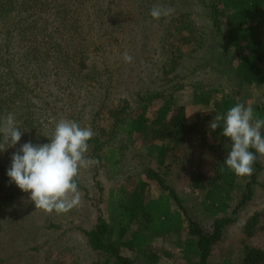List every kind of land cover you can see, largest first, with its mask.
<instances>
[{
	"label": "trees",
	"instance_id": "16d2710c",
	"mask_svg": "<svg viewBox=\"0 0 264 264\" xmlns=\"http://www.w3.org/2000/svg\"><path fill=\"white\" fill-rule=\"evenodd\" d=\"M112 2L0 0V116L15 114L23 132L22 145L29 141L34 145L49 142L56 124L54 106L63 98L67 99L69 113L75 112L84 93L98 98L99 110L104 108L109 92L106 75H111L102 54L105 43L110 45L115 39L103 25L105 17L110 16ZM212 2L210 19L215 30L222 32L221 53L226 55L232 50L237 77L245 85L256 84L264 76V0ZM172 99V95L166 97L150 121L148 98H139L135 110L126 100L105 107L111 118L106 134L132 136L150 130L151 138L162 142L153 147L156 166L145 169L144 179L138 181L136 189L127 198L111 196L106 217H99L92 229L83 231L88 246L100 258L97 264H155L162 258H172L164 238L183 233L187 238L177 243L184 259L181 264H209L223 230L236 221L238 211L252 198L254 172L248 176L243 196L232 206L235 181L246 176H238L224 165L232 142L222 135V129H216L214 145L204 136L207 124L240 102L222 98L207 113H195L189 123L184 106L173 105ZM251 107L264 118V105ZM71 119L78 122L75 117ZM92 130L95 135L88 143L100 151L104 141L99 134L105 135V130L100 127ZM191 134L199 135L201 145L220 157L210 171L198 172L191 179V187L202 193V211L210 217L211 231L203 230L198 221L186 214L175 189L163 176L166 157L174 158L184 138ZM10 165L0 159V171L6 170L0 186V210L20 191L7 176ZM254 167H259L257 158ZM147 179L156 181L160 195L146 197ZM260 215L252 213L244 222L242 230L247 239L252 238ZM241 262L264 264V248L248 247ZM217 264H234L231 253Z\"/></svg>",
	"mask_w": 264,
	"mask_h": 264
},
{
	"label": "rangeland",
	"instance_id": "374dc122",
	"mask_svg": "<svg viewBox=\"0 0 264 264\" xmlns=\"http://www.w3.org/2000/svg\"><path fill=\"white\" fill-rule=\"evenodd\" d=\"M212 4V0H113L110 16L105 17L103 25L115 39L110 45L105 43L106 50L102 54L111 75H106L109 92L104 108L99 110L98 98L84 93L74 113L68 112L67 99L56 102L57 115L53 117L55 123L75 117L82 127L103 128L105 135L99 134L104 141L102 149L95 151L89 144L86 153L100 163L80 170L76 178L80 203L68 213H45L36 209L30 193L21 190L1 208L0 264L99 263L100 258L88 246L83 231L92 229L99 217H106L111 196L127 198L136 189L138 181L144 179L145 169L156 166L153 147L162 142L152 139L150 130L132 136L106 134L111 118L105 107L126 100L135 110L139 98H148L150 121L162 101L172 95V104L184 106L190 123L195 113H207L214 108V102L222 98H233L250 107L264 105V76L254 85H245L235 73L233 51L226 55L221 53L223 37L211 22ZM154 5L169 6L174 14L155 20L149 14ZM101 31L97 33L100 35ZM125 52L132 57L130 63L123 59ZM207 125L204 136L214 145L216 130ZM46 143L49 142H41V145ZM21 145L20 140L14 148L0 152V159L11 164V156ZM173 155L174 158L166 157L163 176L175 189L186 214L198 221L203 230L211 231L210 217L202 211V193L191 187V179L198 172L210 171L220 157L203 147L197 134L186 136ZM257 161L259 167L253 166L252 198L238 211L236 221L223 230L222 240L213 249L209 264L222 261L228 252L234 264H242L241 256L248 247L264 248V155L257 153ZM5 174L6 170L0 171V186ZM247 180L248 176L236 181L232 206L243 196ZM147 182L146 197L160 195L156 181L147 179ZM255 212L261 215L252 238L247 239L242 226ZM186 238L184 233L166 235L164 243H169L172 258L159 264H181L183 257L176 243Z\"/></svg>",
	"mask_w": 264,
	"mask_h": 264
},
{
	"label": "clouds",
	"instance_id": "9594fccd",
	"mask_svg": "<svg viewBox=\"0 0 264 264\" xmlns=\"http://www.w3.org/2000/svg\"><path fill=\"white\" fill-rule=\"evenodd\" d=\"M149 14L160 20L173 15L174 9L154 5ZM123 59L125 63L132 61L127 52ZM209 127L222 129V135L232 142L224 165L238 176L252 175L256 154L264 155V118L252 107L237 103L225 114L217 115ZM20 129L14 113L0 116V152L14 148L20 142L23 135ZM94 135L90 127H82L72 119H60L48 138L49 143L34 145L29 141L13 153L7 170L10 182L22 192L30 193L36 209L45 213H68L80 203L76 182L80 170L100 163L86 155L88 142Z\"/></svg>",
	"mask_w": 264,
	"mask_h": 264
},
{
	"label": "crops",
	"instance_id": "0c3cea01",
	"mask_svg": "<svg viewBox=\"0 0 264 264\" xmlns=\"http://www.w3.org/2000/svg\"><path fill=\"white\" fill-rule=\"evenodd\" d=\"M239 178H237L236 179V181L238 180ZM236 181H235V183H236ZM235 185V184H234ZM231 194H232V196H233V192H231ZM223 236V235H222ZM165 246H166V248L168 249V251H169V243H165ZM176 249L178 250V248H177V243H176ZM178 252H179V250H178ZM179 255H181L182 257H183V255L179 252ZM168 259H171V258H162V259H160L157 263H155V264H159L162 260H168ZM224 259V258H223ZM183 261H184V259H183ZM221 262V261H220ZM219 263V262H218ZM217 264V263H216Z\"/></svg>",
	"mask_w": 264,
	"mask_h": 264
}]
</instances>
